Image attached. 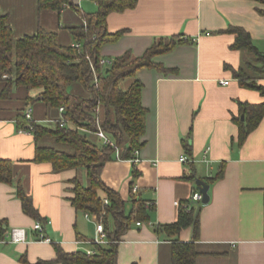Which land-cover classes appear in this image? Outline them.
<instances>
[{"label":"crops","instance_id":"1","mask_svg":"<svg viewBox=\"0 0 264 264\" xmlns=\"http://www.w3.org/2000/svg\"><path fill=\"white\" fill-rule=\"evenodd\" d=\"M73 2L83 12L96 9L94 0ZM260 10L264 4L255 0H137L132 8L108 14V32L123 33L102 46L101 58L113 60L126 51L138 57L158 39H183L155 57L167 71L136 72L147 111L138 162L112 157L100 173L103 184L125 202L126 213L132 204L130 186H136L133 192L144 201L148 215V220H133L128 226L118 242L117 264H172L176 239L194 243L195 264H264V115L241 143L235 121L241 119L240 102L260 103L264 95L242 86L236 77L252 55L234 48L235 35L228 31L243 28L264 55ZM0 14L6 15L13 39L42 28L55 32L62 45L74 43L66 26L81 20L70 8L61 13L39 10L37 0H0ZM247 74L257 77L251 69ZM132 80L126 78L121 88L127 89ZM257 82L264 85V76ZM4 85L0 81V91ZM39 97L23 85L0 96V159L11 161L13 177L12 183L0 181V219L5 222L0 264H61L55 261V245L67 252L96 249L87 242L96 235V215L86 218L70 202L72 180L89 183L86 169L54 171L49 162L34 161L33 134L19 132L28 105L33 122L53 126L57 112ZM182 155L187 161L179 160ZM196 178L209 185V200L194 209L196 228L170 237L160 227L177 220L180 203H187L198 188ZM18 181L51 243L36 239L32 225L38 220L23 211L16 196ZM11 227H24L27 241L10 242Z\"/></svg>","mask_w":264,"mask_h":264},{"label":"trees","instance_id":"2","mask_svg":"<svg viewBox=\"0 0 264 264\" xmlns=\"http://www.w3.org/2000/svg\"><path fill=\"white\" fill-rule=\"evenodd\" d=\"M94 1L96 9L83 12L73 0H37L39 10L49 9L61 13L65 8H70L80 15L79 23L66 26L74 40L72 45L60 44L55 32L42 28L32 35L13 39L6 15L0 14V81H5L0 96L7 95L14 85H23L29 90L38 91L47 107L57 112L52 127L26 120L22 124V128L32 127L35 145L33 160L49 162L54 171L78 167L86 169L89 183L83 185L74 178L70 202L77 211L96 214L103 223L108 240L105 244L95 245L93 254L80 250L67 252L55 245V261L61 264H117L118 242L130 223L133 220H148L144 201L135 196L133 185L130 186L132 204L126 213L125 202L114 190L103 184L100 173L104 163L116 157V147L119 149V158L129 159L133 157V151L143 144L147 111L141 103L142 83L135 77L136 72L142 68L167 71L155 61V57L170 52L183 41L178 36L161 38L141 56L136 57L126 51L111 60L110 65L103 66L99 63L102 46L116 41L123 33L108 32V14L132 8L137 0ZM255 1L264 4V0ZM260 12L264 13L263 10ZM228 31L235 35L232 46L246 49L252 55L246 65L236 71V77L242 86L264 95V85L257 82L258 78L264 76V55L257 50L249 33L243 28L230 27ZM165 40L169 41L162 44ZM248 69L255 72L257 77L250 78ZM4 74L9 77L2 79ZM126 78L133 80L127 89H122L121 83ZM73 86H77L76 92L72 91ZM61 106L64 107L62 113L58 111ZM239 107L244 118H236L235 121L238 141L241 143L262 119L264 101L256 104L240 102ZM97 118L113 145L103 144L94 134ZM61 119L65 120L62 126ZM57 145L67 146L68 149L58 148ZM184 147L187 148V145ZM12 179L11 161L0 159V181L12 183ZM15 189L23 211L42 221L19 181L15 183ZM105 199L108 200L107 205L104 204ZM185 203H180L175 222L160 227L170 237L178 236L189 226L197 227L194 209L187 211L183 207ZM4 228L5 222L0 219V238H3ZM197 254L192 242L176 239L172 244V264H195Z\"/></svg>","mask_w":264,"mask_h":264},{"label":"built area","instance_id":"3","mask_svg":"<svg viewBox=\"0 0 264 264\" xmlns=\"http://www.w3.org/2000/svg\"><path fill=\"white\" fill-rule=\"evenodd\" d=\"M77 45L78 44H76V46ZM99 63L103 66L104 65L106 66V65H110L111 60H108L106 58H101ZM90 66H91V69L94 70V66L91 62H90ZM8 77L9 76L7 74H4L2 76V79H7ZM222 83L227 84L228 81H222ZM63 110H64V107L61 106L58 111L60 113H62ZM23 115H24V118L26 121L32 122L33 121V119H32V107L28 105L25 108V110L23 111ZM64 123H65V120L61 119L60 125L62 126V125H64ZM19 132L27 133V134L32 133V127L29 126L28 128H21V129H19ZM94 134L103 144L113 145V142L110 139V137H108L105 134V132L103 131V129L101 128V125H100L98 118L96 119V130H95ZM138 153H139V150L135 149L133 151V157L129 158V160H131L133 163L138 162V160H139ZM115 156H116V158L119 159V149L117 147L115 148ZM179 160L182 162H185V161H187V157L185 155H182V156H180ZM136 189H137L136 186H133L132 191H136ZM104 204L105 205L108 204L107 199L104 200ZM200 204H202V193L197 188L194 191H192L189 199L187 200V203H185V205L183 207L187 211H189L191 208L197 209ZM84 216L86 218H90L91 214L85 212ZM96 217H97V215H96ZM136 224L140 225L141 222H136ZM32 229L35 232H37V236H36L37 238L36 239L38 241H44V242H48V243L52 242V240L49 237L44 235V228H43V225L40 221H35L34 224L32 225ZM95 231H96V235L94 236V238L87 241L89 244L97 245V244H105L108 242L107 237H106V232H105L104 227H103V223H102L101 219H99L98 217H97V221H96V225H95ZM7 234H8L9 241L12 243H21V242L27 241V231L24 227H11ZM85 252L87 254H93L95 252V250L88 249Z\"/></svg>","mask_w":264,"mask_h":264},{"label":"water","instance_id":"4","mask_svg":"<svg viewBox=\"0 0 264 264\" xmlns=\"http://www.w3.org/2000/svg\"><path fill=\"white\" fill-rule=\"evenodd\" d=\"M41 98V97H39ZM243 119V115H241V120ZM195 184L198 187V189L200 190V192L202 193V203H206L209 200V195H208V188L209 185L200 178H196L195 179Z\"/></svg>","mask_w":264,"mask_h":264},{"label":"rangeland","instance_id":"5","mask_svg":"<svg viewBox=\"0 0 264 264\" xmlns=\"http://www.w3.org/2000/svg\"><path fill=\"white\" fill-rule=\"evenodd\" d=\"M169 40H165L162 44H167V42H168ZM77 87V86H76ZM74 88V90L76 89L75 88V86L74 87H72V89ZM71 89V88H70ZM58 146V148H61V149H63V148H66V149H68L67 148V146H63V145H57Z\"/></svg>","mask_w":264,"mask_h":264}]
</instances>
